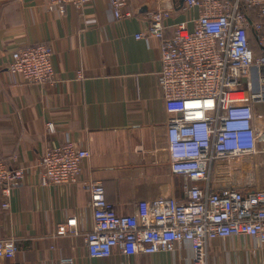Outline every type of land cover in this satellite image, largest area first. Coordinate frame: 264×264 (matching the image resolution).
<instances>
[{
	"label": "crops",
	"instance_id": "0c3cea01",
	"mask_svg": "<svg viewBox=\"0 0 264 264\" xmlns=\"http://www.w3.org/2000/svg\"><path fill=\"white\" fill-rule=\"evenodd\" d=\"M181 2L128 0L122 12L131 15L117 17L110 0L69 5L64 13L50 10L45 0H0V160L18 154V164L29 169L13 188L9 208H3L0 188V238L19 245L16 257L0 258V264H62L64 258L74 264H191L189 244L175 252L127 256L115 249L110 257L94 258L85 243L93 226L91 180L104 183L120 214L134 213L143 198L184 199L193 183L170 165L168 115L158 83L160 42L136 37L156 10L169 11L168 35L178 22L191 28L198 9L183 10ZM42 42L54 47L57 82H15L8 69L12 52ZM257 109L264 114L263 101ZM69 138L90 152L79 182L42 185L39 159L47 147ZM244 161L238 175L218 162L214 185L264 189L260 155ZM71 216L78 218V232L57 234L58 224ZM263 262L264 245L252 236L216 238L209 245L208 264Z\"/></svg>",
	"mask_w": 264,
	"mask_h": 264
},
{
	"label": "built area",
	"instance_id": "2783aa9c",
	"mask_svg": "<svg viewBox=\"0 0 264 264\" xmlns=\"http://www.w3.org/2000/svg\"><path fill=\"white\" fill-rule=\"evenodd\" d=\"M91 0H45L50 10L82 8ZM117 17L128 0H110ZM183 10L198 9V16L173 25L167 34L169 11L149 13L145 29L136 34L160 42L158 83L167 110L170 165L174 173L193 181L186 198L154 197L139 200L132 214H120L106 195L101 180H91L93 226L85 236L90 256L110 257L115 249L127 256L175 252L189 244L191 264H208L209 245L216 238L252 236L264 245V189L244 191L234 184L215 186L220 161L260 155L264 166V0H182ZM260 49L256 51V47ZM51 43L15 49L8 66L15 82H57ZM79 78L83 71L78 70ZM55 131L53 122L47 123ZM90 152L72 139L47 147L37 167L42 185L79 182L82 163ZM20 156L0 160V188L9 208L13 188L23 183L29 169ZM71 216L56 233H77ZM15 238H0V258L14 259ZM62 264H74L64 258ZM264 264V262L262 263Z\"/></svg>",
	"mask_w": 264,
	"mask_h": 264
},
{
	"label": "rangeland",
	"instance_id": "374dc122",
	"mask_svg": "<svg viewBox=\"0 0 264 264\" xmlns=\"http://www.w3.org/2000/svg\"><path fill=\"white\" fill-rule=\"evenodd\" d=\"M221 163H223V165H229L230 168L238 170L236 172L237 175L240 172L239 170L242 169L243 165L245 166L244 158H236V159H231V160L228 159V160H225V161H221ZM221 175H222V173H221Z\"/></svg>",
	"mask_w": 264,
	"mask_h": 264
},
{
	"label": "trees",
	"instance_id": "16d2710c",
	"mask_svg": "<svg viewBox=\"0 0 264 264\" xmlns=\"http://www.w3.org/2000/svg\"><path fill=\"white\" fill-rule=\"evenodd\" d=\"M252 44L255 46V41H252ZM256 47V46H255ZM256 51L260 52V49L258 47H256Z\"/></svg>",
	"mask_w": 264,
	"mask_h": 264
},
{
	"label": "water",
	"instance_id": "95a60500",
	"mask_svg": "<svg viewBox=\"0 0 264 264\" xmlns=\"http://www.w3.org/2000/svg\"><path fill=\"white\" fill-rule=\"evenodd\" d=\"M183 3V1L181 2V4Z\"/></svg>",
	"mask_w": 264,
	"mask_h": 264
}]
</instances>
